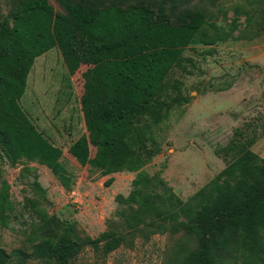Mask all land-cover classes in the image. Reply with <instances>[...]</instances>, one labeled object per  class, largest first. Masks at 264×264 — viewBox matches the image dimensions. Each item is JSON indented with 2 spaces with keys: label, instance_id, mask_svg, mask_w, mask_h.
Instances as JSON below:
<instances>
[{
  "label": "trees",
  "instance_id": "trees-1",
  "mask_svg": "<svg viewBox=\"0 0 264 264\" xmlns=\"http://www.w3.org/2000/svg\"><path fill=\"white\" fill-rule=\"evenodd\" d=\"M56 1L64 14H57L49 0H16L0 23V158L12 166L37 162L70 186L62 150L38 131L21 106L36 59L58 48L70 75L90 67L83 108L87 124L97 131L95 156L85 137L73 144L71 155L103 177L126 172L136 178L131 195L119 198L127 205L119 212L124 231L111 229L84 240L64 233L35 245L32 257L47 264H77L86 249L107 256L134 246L136 237L184 232L197 244L194 249L181 244L173 264H264V159L252 150L257 138L231 143L230 157L223 158L229 163L226 170L188 202L169 190L159 193L155 180L144 174L155 152L141 140L143 128L166 121L173 108L166 82L185 50L227 42L241 15L252 21L255 12L264 13V0H249L247 10L236 8L227 27L212 22L202 8H187L194 0ZM167 1L176 4L170 9L176 24L168 19ZM181 5L185 8L176 14ZM145 117L150 123L141 127ZM134 141L140 142L138 152ZM5 210L2 192L0 218ZM10 260L0 249V264Z\"/></svg>",
  "mask_w": 264,
  "mask_h": 264
},
{
  "label": "rangeland",
  "instance_id": "rangeland-1",
  "mask_svg": "<svg viewBox=\"0 0 264 264\" xmlns=\"http://www.w3.org/2000/svg\"><path fill=\"white\" fill-rule=\"evenodd\" d=\"M248 2L219 0L209 6L194 0L186 7L202 8L212 22L227 27L234 10H247ZM15 3L0 0V23ZM49 3L57 14L65 13L56 0ZM173 5L167 1V16L176 24L170 15ZM183 8L179 6L176 14ZM239 23L227 42L185 50L166 82L167 100L173 108L166 121L142 130L141 140L155 152L143 172L155 180L161 194L169 190L188 202L210 187L228 167L223 158L229 156L231 143L257 138L252 150L264 159V13L255 12L252 21L241 15ZM89 69L82 66L70 75L55 48L36 59L28 77L21 106L38 131L62 150L61 163L70 186L65 187L54 172L37 162L24 160L12 166L0 158V195L5 192L7 196V210L0 218V249L11 256L10 264H47L32 257L34 246L64 233L84 240L98 239L111 229L124 231L119 212L127 205L119 198L131 195L136 174L103 177L100 171L83 167L70 153L73 144L85 137L91 157L95 156L93 143L98 135L87 124L83 108L91 85L86 77ZM145 123H150L148 117L139 125ZM133 144L138 152L140 142ZM111 178L114 181L108 184ZM181 244L194 249L197 242L184 232L156 234L148 240L136 237L134 246H123L107 256L86 249L77 264H173Z\"/></svg>",
  "mask_w": 264,
  "mask_h": 264
}]
</instances>
